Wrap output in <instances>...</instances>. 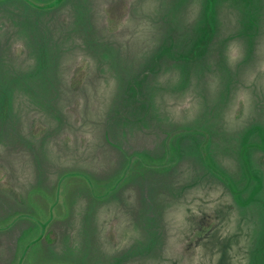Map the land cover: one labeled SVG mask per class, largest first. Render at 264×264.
Wrapping results in <instances>:
<instances>
[{
    "label": "rangeland",
    "instance_id": "374dc122",
    "mask_svg": "<svg viewBox=\"0 0 264 264\" xmlns=\"http://www.w3.org/2000/svg\"><path fill=\"white\" fill-rule=\"evenodd\" d=\"M0 264H264V0H0Z\"/></svg>",
    "mask_w": 264,
    "mask_h": 264
},
{
    "label": "trees",
    "instance_id": "16d2710c",
    "mask_svg": "<svg viewBox=\"0 0 264 264\" xmlns=\"http://www.w3.org/2000/svg\"><path fill=\"white\" fill-rule=\"evenodd\" d=\"M52 241V240H51Z\"/></svg>",
    "mask_w": 264,
    "mask_h": 264
}]
</instances>
